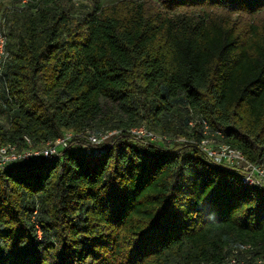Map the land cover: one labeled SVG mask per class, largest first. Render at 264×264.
Returning a JSON list of instances; mask_svg holds the SVG:
<instances>
[{
	"label": "trees",
	"instance_id": "trees-1",
	"mask_svg": "<svg viewBox=\"0 0 264 264\" xmlns=\"http://www.w3.org/2000/svg\"><path fill=\"white\" fill-rule=\"evenodd\" d=\"M17 2L0 147L72 140L0 170V264H264L263 192L188 143L130 135L188 140L204 120L264 160V0ZM112 131L100 154L88 148L89 132Z\"/></svg>",
	"mask_w": 264,
	"mask_h": 264
},
{
	"label": "built area",
	"instance_id": "built-area-1",
	"mask_svg": "<svg viewBox=\"0 0 264 264\" xmlns=\"http://www.w3.org/2000/svg\"><path fill=\"white\" fill-rule=\"evenodd\" d=\"M0 77L9 61L7 52L6 22L4 16H0ZM198 127L195 122H190L189 127L193 129L190 139L178 138L170 140L164 136H156L144 127L133 128L130 130L131 138L145 145H159L167 150H173V145L188 143L190 147L196 149L204 160L213 168L233 173L239 181L250 188L260 190L264 193V160L254 165L249 163L243 154L223 143L220 132L212 131L206 121L199 120ZM120 132H105L102 135L88 133L90 146L94 148V154H100L99 145L108 141L112 136H118ZM197 137V139L195 138ZM27 147L18 149L15 145H5L0 147V170L11 167L12 165L26 164L31 161H46L59 157L61 151L68 148L72 140V134L67 133L54 142H49L39 148H34L28 137L23 138ZM88 149V151H90ZM92 150V151H93ZM39 162V163H40Z\"/></svg>",
	"mask_w": 264,
	"mask_h": 264
},
{
	"label": "rangeland",
	"instance_id": "rangeland-1",
	"mask_svg": "<svg viewBox=\"0 0 264 264\" xmlns=\"http://www.w3.org/2000/svg\"><path fill=\"white\" fill-rule=\"evenodd\" d=\"M23 3L22 2H17V0H0V16L1 15L4 16L5 13L7 14V16H9V14H10L9 12L10 11L22 7ZM105 110H106V112H110L113 115H117V107L115 105H107L106 108H105ZM152 133L155 134L156 132L153 131ZM155 135L156 136H159L158 134H155ZM117 137H119V136H116V135L115 136H112V137H110V139L108 141H105L102 144H111L113 142L114 138H117ZM130 140H128V141L130 142ZM177 144H179V143H176V145ZM176 145H173V148L174 149H175V146ZM39 162L38 161H31L30 163L39 164ZM27 164H29V163H26V164H23V165H27ZM23 165H21V166H23ZM13 166H15V165H12L11 167H13ZM37 230L39 231L38 228H37Z\"/></svg>",
	"mask_w": 264,
	"mask_h": 264
}]
</instances>
